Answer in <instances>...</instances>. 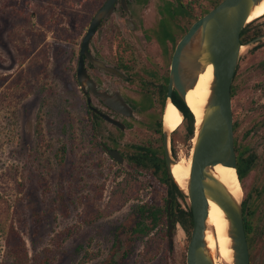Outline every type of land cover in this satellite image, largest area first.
Masks as SVG:
<instances>
[{"label": "rangeland", "instance_id": "1", "mask_svg": "<svg viewBox=\"0 0 264 264\" xmlns=\"http://www.w3.org/2000/svg\"><path fill=\"white\" fill-rule=\"evenodd\" d=\"M187 1L192 19L220 2ZM91 8V0H0V264L12 263L11 226L30 264H187L192 231L177 223L170 250L159 176L137 158L112 161L93 139L76 78ZM258 31L264 36V17L249 24V35ZM245 47L234 82L235 149L251 264H264V40ZM182 135L177 154L189 155L194 142ZM178 202L190 208L187 198ZM143 223L149 233L135 234ZM74 226L57 246L53 239Z\"/></svg>", "mask_w": 264, "mask_h": 264}, {"label": "flooded vegetation", "instance_id": "2", "mask_svg": "<svg viewBox=\"0 0 264 264\" xmlns=\"http://www.w3.org/2000/svg\"><path fill=\"white\" fill-rule=\"evenodd\" d=\"M107 1L91 0L87 30ZM211 10L192 19L190 1L187 0H118L113 14L102 20L89 42L88 55L85 56L89 77L86 89L81 88L77 77L81 46L87 31L82 36L76 78L86 97L93 139L99 140L98 146L112 161L115 160L109 151L118 152L123 163L127 158H137L139 165L150 167L159 176L160 183H163L164 171L170 173L167 148L174 160L179 161L182 152L177 154L176 149L182 135L181 128L185 130L184 140L188 131L187 123L183 125L185 116L178 108L184 101L170 90L173 57L178 43L191 26ZM260 37L264 36L259 31L251 35L248 32L243 45ZM169 103L183 116V123L176 131L170 130L166 123ZM241 183L243 186V178ZM244 208L243 205L245 221Z\"/></svg>", "mask_w": 264, "mask_h": 264}, {"label": "water", "instance_id": "3", "mask_svg": "<svg viewBox=\"0 0 264 264\" xmlns=\"http://www.w3.org/2000/svg\"><path fill=\"white\" fill-rule=\"evenodd\" d=\"M117 1L106 2L84 36L77 73L82 89H86L89 84L85 68L89 42L102 20L113 14ZM263 2L264 0H223L191 26L178 43L173 57L170 90L175 91L185 103L187 94L195 88L199 76L206 72L209 66H213V80L203 117L199 124L195 119V141L187 189H182L176 183L189 200L194 220L187 264H216L207 242L210 202L220 207L227 219L228 236L233 251L232 264H251L243 202L235 197L216 175L215 168L221 165L237 170L232 85L242 50L249 45L241 43V34L251 23L250 18L256 8ZM260 40H264V37L257 38L250 44ZM165 143H168L167 137ZM109 153L119 164L123 163L118 152ZM166 156L171 173L173 166L178 162L173 159L168 148ZM171 204L170 201L168 205L170 250L173 249L174 231L178 223L172 216Z\"/></svg>", "mask_w": 264, "mask_h": 264}, {"label": "bare ground", "instance_id": "4", "mask_svg": "<svg viewBox=\"0 0 264 264\" xmlns=\"http://www.w3.org/2000/svg\"><path fill=\"white\" fill-rule=\"evenodd\" d=\"M262 17H264V2L256 8L250 21L252 23ZM212 80L213 66L211 65L206 72L199 76L195 88L187 94L186 104L195 116L197 124L201 122L203 117L204 107L210 95ZM174 107L172 103H169V107L166 109V123L170 130L176 131L183 123V116ZM191 155L192 151L189 155L181 153L178 163L173 166L171 171L176 183L184 190L187 189V181L190 177ZM215 173L227 185L233 195L241 199L243 186L237 170L220 165L215 168ZM207 242L216 264H219V259L228 264H232L233 251L231 249V239L228 236V222L221 208L213 202H210Z\"/></svg>", "mask_w": 264, "mask_h": 264}, {"label": "trees", "instance_id": "5", "mask_svg": "<svg viewBox=\"0 0 264 264\" xmlns=\"http://www.w3.org/2000/svg\"><path fill=\"white\" fill-rule=\"evenodd\" d=\"M249 32V25L243 30L241 34V43L244 44L247 40L244 39V37L248 34ZM78 37V34H77ZM61 38V37H60ZM232 96H234V91L232 92ZM179 110L184 114L186 123H187V131H188V137L190 140H193L195 137V116L193 113L190 111L188 106L186 105L185 102H182L178 106ZM236 127L234 126V129ZM141 167H146V166H141ZM157 167V166H156ZM237 172L239 174V179L241 181V178H243L241 166H240V160L238 159V165H237ZM164 180L163 183L167 187V204L165 207V217L168 219V205L169 202L171 201V212L172 216L177 218L178 223L181 224L183 229L186 232H191L193 230L194 226V220H193V213L191 208L188 210H185L181 208L178 202V198L181 199H186L185 194L180 190L176 182L174 181L172 175L168 172V170L164 171ZM144 216L146 214V211L143 212ZM151 215L153 216L152 223H154V227L158 224L159 218L161 215V211L159 210H154L151 212ZM103 217L102 213H98L95 217L92 218V221H89L85 219L87 223L93 222V220H96L98 218ZM245 231L247 235V240H248V245H249V250H250V243H249V233H250V222L247 219V216H245ZM151 228H148L144 223L141 225L139 224L136 229L134 230L135 234H141V235H146L149 233ZM79 231L78 226H74L71 228L66 229L65 231L59 233L53 241L57 244V246H60L64 244L67 240L72 238L77 232ZM7 249H8V255L12 261L11 264H30V258H29V253L26 247V244L21 237V235L18 233V231L11 226L9 231H8V238H7ZM44 264H49V263H44Z\"/></svg>", "mask_w": 264, "mask_h": 264}]
</instances>
